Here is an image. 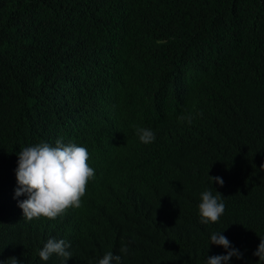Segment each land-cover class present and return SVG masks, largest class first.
<instances>
[{"label":"clouds","instance_id":"1","mask_svg":"<svg viewBox=\"0 0 264 264\" xmlns=\"http://www.w3.org/2000/svg\"><path fill=\"white\" fill-rule=\"evenodd\" d=\"M180 1L191 6V0ZM208 1L222 3L220 22L227 23L234 1ZM120 4L91 0L90 8ZM145 14L131 20L108 13L88 24L103 38L127 35L139 51H147L135 60V69L128 74L103 67L94 75L77 71L40 92L50 112L67 114L58 117L57 127L68 129L78 109L84 110L76 127L81 137L78 143L65 141L60 133L55 143L17 150L18 165L11 163L14 159L8 163L11 183L0 186V264H28L9 245L18 228L14 211L18 225L20 220L70 217L52 228L31 264H72L75 257L79 264L188 263L203 249L201 240L190 244L202 225L217 223L224 214L220 192L206 189L201 201L189 193L186 149L197 132L190 117L197 109L191 103L193 82L221 57L222 47L212 37L218 25L211 33L200 17L181 27L170 26L157 11ZM164 144L165 160H158ZM210 178L223 186L221 177ZM21 195L27 198L17 203L14 198ZM84 196L89 201L82 203ZM210 243L227 252L208 257L206 264H228L233 256H243L221 232H213ZM253 255L264 264V237Z\"/></svg>","mask_w":264,"mask_h":264},{"label":"trees","instance_id":"2","mask_svg":"<svg viewBox=\"0 0 264 264\" xmlns=\"http://www.w3.org/2000/svg\"><path fill=\"white\" fill-rule=\"evenodd\" d=\"M117 1L118 6L90 8L91 0H0V166L11 159L18 165L17 150L55 143L60 133L65 141H80L76 127L84 110L78 109L68 129L57 127L58 117L67 114L54 115L40 95L54 79L61 81L77 71L94 75L101 67L128 74V69L136 68V59L147 56L127 35L103 38L96 33L88 26L96 17L117 13L137 20L157 11L164 22L181 27L192 17H200L211 33L218 25L212 37L222 52L214 68L193 82L191 103L197 109L190 117L197 132L196 140L186 148L188 191L200 201L206 189L213 195L220 192L225 212L219 222L202 225V233L190 244L201 240L203 249L181 264H206L208 257L226 254L222 246L210 243L213 232H221L243 254L241 259L233 256L228 264H258L259 257L253 253L264 237V0H232L235 9L227 23L220 22L225 11L218 1L191 0V6L180 0ZM96 99L89 105H96ZM165 149L164 144L158 160H165ZM9 168L10 164L0 168V186L11 183ZM210 176L221 177L223 186ZM13 184L15 196L17 181ZM26 198L14 199L18 203ZM87 201L84 196L82 203ZM17 218L14 211L18 228L8 239L9 245L28 264L52 236V228L70 219L41 217L20 220L18 225ZM83 253L89 261V249ZM72 264H79L76 257Z\"/></svg>","mask_w":264,"mask_h":264},{"label":"bare ground","instance_id":"3","mask_svg":"<svg viewBox=\"0 0 264 264\" xmlns=\"http://www.w3.org/2000/svg\"><path fill=\"white\" fill-rule=\"evenodd\" d=\"M76 1V0H75ZM39 6V5H38ZM70 6V5H69ZM34 10V9H33ZM38 10V9H37ZM30 13V12H29ZM23 16V15H22ZM238 20V19H237ZM60 23H62V22H60Z\"/></svg>","mask_w":264,"mask_h":264}]
</instances>
